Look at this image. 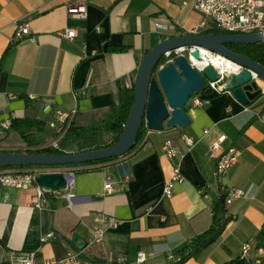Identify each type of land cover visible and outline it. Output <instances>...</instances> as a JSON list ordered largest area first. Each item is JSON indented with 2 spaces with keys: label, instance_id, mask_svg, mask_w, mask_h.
I'll return each mask as SVG.
<instances>
[{
  "label": "crops",
  "instance_id": "obj_1",
  "mask_svg": "<svg viewBox=\"0 0 264 264\" xmlns=\"http://www.w3.org/2000/svg\"><path fill=\"white\" fill-rule=\"evenodd\" d=\"M194 2L0 0V121H42L44 132L33 133L41 140L53 132L47 124L55 112L75 111L73 122L79 126L106 118L119 91L131 88L139 64L155 45L189 34L203 21L208 30L214 29L210 19L194 10ZM80 4L86 6L87 17L71 19L67 8ZM21 24L29 25L33 42H11ZM65 29H74L72 40L60 36ZM258 86L261 95L247 106L230 91L198 94L207 103L195 107L188 102L190 124L184 130H147L131 153L97 170H33L74 171L69 200L62 193H47L43 207L36 208L32 191L0 185V264H11L12 255L26 253H35L33 264L62 263L68 255L78 264H136L138 252L146 256L143 264H168V255L180 257L182 248L209 229L212 204L230 189L240 190L242 196L225 205L230 221L220 239L183 264H226L239 258L245 243L253 247L245 264H254L259 258L255 249L264 247V83ZM183 135L195 141L192 149ZM220 136L225 137L223 150L232 146L240 155L217 180V153L211 147ZM166 140L177 151L171 160L161 152ZM3 144L6 151L25 145L13 131ZM121 163L130 171L124 178L116 170ZM174 167L184 180L166 197L163 186ZM15 172L2 170L0 175ZM101 216L117 224L106 230L101 244L92 245L91 231ZM74 236L84 247L77 248Z\"/></svg>",
  "mask_w": 264,
  "mask_h": 264
},
{
  "label": "water",
  "instance_id": "obj_2",
  "mask_svg": "<svg viewBox=\"0 0 264 264\" xmlns=\"http://www.w3.org/2000/svg\"><path fill=\"white\" fill-rule=\"evenodd\" d=\"M264 43L261 33L249 35L229 34H199L181 35L162 41L148 51L139 64L133 79V104L127 121L117 143L103 150L80 154L64 155H33L14 154L0 151V168L3 167H65L84 164L112 158H121L134 145L140 123L144 120L147 130L163 132L164 129L179 128L184 130L190 119L186 106L193 95L210 94L206 81L216 82L219 79L213 66H206L202 73L195 69L188 57L179 55L165 66H159L160 60L168 52L181 48H189V57L200 59V50L218 55L234 65L242 68L239 73H231L225 78V91H230L233 97L247 106L261 95L258 80L264 82V68L244 55L228 50L226 45L251 46ZM120 178L130 175L127 163L116 166ZM35 182L45 192H62L66 182L61 172L39 173ZM77 248L85 243L78 236L73 237Z\"/></svg>",
  "mask_w": 264,
  "mask_h": 264
},
{
  "label": "built area",
  "instance_id": "obj_3",
  "mask_svg": "<svg viewBox=\"0 0 264 264\" xmlns=\"http://www.w3.org/2000/svg\"><path fill=\"white\" fill-rule=\"evenodd\" d=\"M185 5V3H184ZM193 8L198 13L202 14L206 19H210L214 29L226 32L231 35H249L255 33H261L264 36V0H195ZM67 14L71 19H85L87 17V10L84 4L76 5L74 7L67 8ZM209 28L205 21L198 23L191 31L190 35H199ZM211 29V28H210ZM60 36L72 40L75 37L74 29H65L61 31ZM28 40L30 42L34 41V37L31 36L30 28L28 24H21L15 28L11 42L13 44ZM192 49L181 48L174 50L173 52H168L165 54L164 59L167 63L172 62L175 57L179 55H186L189 59V52ZM212 54V53H211ZM215 55V54H212ZM191 65L197 69L199 73H202L204 68L199 69L191 63ZM235 70L231 73H239L242 68L235 65ZM219 79L216 82L206 81V88L210 89L211 94H220L225 91L224 82L225 78L231 73H219ZM255 80H259L256 75H253ZM203 93V92H202ZM198 94L190 98V102L193 106L199 107L207 100L203 99ZM75 111L71 113L55 112L53 114V120L50 121L47 126L56 134L63 133L64 129L67 127L68 123L74 118ZM146 127V124H145ZM11 131V120L0 121V151L5 149L3 140L7 134ZM204 134H208L205 131ZM182 139L189 149H192L195 145V141L185 135ZM225 142V137H218L212 144L211 150L217 153L216 164L214 169V175L217 180H221L227 172L237 163L239 158V152L234 147H228L223 150L222 145ZM58 149V145L53 143L51 146ZM15 150V147L13 148ZM162 154L171 160L176 157L177 151L172 146L169 140L163 142L161 147ZM65 154H74L72 151L64 150ZM60 172V171H56ZM52 173V172H51ZM63 173L66 188L62 192H52L51 194L62 193L64 197L69 200L71 199L72 190L75 186V172L72 170H66ZM39 174L37 171H25L22 173H9L0 175V185L6 188H13L20 191H32L34 193L33 205L36 208L43 207L44 195L47 194L38 184L35 182L36 175ZM184 180L183 176L179 172L177 167H174V172L172 178L166 182L163 186L162 194L166 197L172 195L173 186L176 183H180ZM110 178H107L105 184V189L110 188ZM242 192L237 189H230L224 193V205H229L232 201L240 198ZM98 225L91 231L90 244L98 245L101 244L105 235L106 230L114 229L116 227L117 221L113 218L108 219L105 216H101L97 220ZM50 237V236H48ZM252 245L250 243H245L242 247L241 255L239 258L241 260L245 259L248 253L252 250ZM256 252L259 255L254 261V264H260L261 258L264 257V247L256 248ZM35 261V253L26 254H14L11 257V264H33ZM146 261V256L142 252H138L135 257L136 264H143ZM168 264H177L180 262V257L174 258L172 255L166 257ZM44 264H78L72 255H68L66 261L62 263H54L46 261Z\"/></svg>",
  "mask_w": 264,
  "mask_h": 264
},
{
  "label": "trees",
  "instance_id": "obj_4",
  "mask_svg": "<svg viewBox=\"0 0 264 264\" xmlns=\"http://www.w3.org/2000/svg\"><path fill=\"white\" fill-rule=\"evenodd\" d=\"M201 34H228L226 32L210 29ZM183 35V34H181ZM180 35V36H181ZM231 35V34H229ZM228 50L233 53L244 55L247 58L259 63L264 68V43L244 46V45H226ZM9 49V48H8ZM111 51H123L122 48H110ZM166 59H161L157 67L167 65ZM133 85L130 89H124L118 93L117 104L111 106L108 111V116L98 122L89 126H79L72 122L64 131L63 137L60 140L58 149L53 147H45L42 145V140L36 139L33 133H43L46 127L45 123L37 120H12L11 131L15 132L22 142L26 145L24 150L6 151L5 153L14 154H33V155H64V150L72 151L74 154L87 153L91 151L103 150L114 146L123 130L128 115L133 104ZM147 132L144 120L141 121L140 127L137 132L133 148L121 158L131 153L134 148L142 141ZM121 158H112L102 161L76 164L65 166V168H86L87 170H97V167L106 163L117 161ZM44 168H63V167H41V166H28V167H3L2 170H17L18 173L23 171H33ZM212 221L209 229L198 235L190 244L186 245L179 252L180 262L183 264L190 258L195 257L201 250L215 244L223 234L226 225L230 218L226 216L224 205V193L221 194L219 199L211 206ZM226 264H245L244 259H234Z\"/></svg>",
  "mask_w": 264,
  "mask_h": 264
},
{
  "label": "bare ground",
  "instance_id": "obj_5",
  "mask_svg": "<svg viewBox=\"0 0 264 264\" xmlns=\"http://www.w3.org/2000/svg\"><path fill=\"white\" fill-rule=\"evenodd\" d=\"M200 57L201 58L198 60L193 57H189V61L199 69L206 66H213V68L219 73H231L236 69L235 65L230 61L218 55H212L205 50H200Z\"/></svg>",
  "mask_w": 264,
  "mask_h": 264
},
{
  "label": "rangeland",
  "instance_id": "obj_6",
  "mask_svg": "<svg viewBox=\"0 0 264 264\" xmlns=\"http://www.w3.org/2000/svg\"><path fill=\"white\" fill-rule=\"evenodd\" d=\"M258 81H260L261 83H259V82H257V83L262 85L263 81H261V80H258ZM73 119L68 123L67 127L73 122ZM66 128L64 129V131L66 130ZM64 131L61 134H56L54 132H50L46 136L42 137L41 140H42L44 146L45 147H51L53 145V143H55L56 145H59L60 140L63 137ZM25 148H26V145H22V146H19V147L18 146L15 147V150H24ZM28 172H31V171H28Z\"/></svg>",
  "mask_w": 264,
  "mask_h": 264
}]
</instances>
